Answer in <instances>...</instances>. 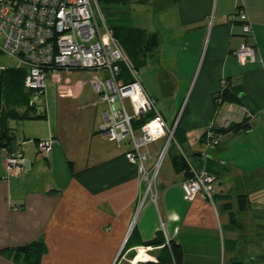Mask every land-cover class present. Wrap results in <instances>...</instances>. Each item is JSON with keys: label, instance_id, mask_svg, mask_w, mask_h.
Listing matches in <instances>:
<instances>
[{"label": "crops", "instance_id": "crops-1", "mask_svg": "<svg viewBox=\"0 0 264 264\" xmlns=\"http://www.w3.org/2000/svg\"><path fill=\"white\" fill-rule=\"evenodd\" d=\"M155 3L158 8L163 3L169 10L177 8L185 31V108L174 131V148L164 155L156 175V202L146 197L135 217L145 181L137 164L125 157L130 142L116 143L99 131L107 106L84 108L85 103L95 106L90 104L96 97L91 84L87 88L74 79V71L60 69L48 77L41 95L42 127L31 124L27 131L26 121H7L13 140L0 149V264H26L8 250L38 240L47 250L37 264H132L138 248L148 256L141 262H156L167 252L165 234L177 248L178 264H264V0ZM237 3L247 11L260 61L239 63L233 55L244 40L240 23L227 20ZM152 32L146 31L148 36ZM153 33L156 46L148 52L158 48L167 70L163 81L160 71L159 83L148 73V52L133 62L123 50L129 66L140 64L139 82L155 100L166 126L172 127L176 120L168 122L164 113L172 112L178 88L173 77L181 64L165 59L177 60L180 53L165 49L163 43L160 47L158 32ZM118 79L132 80L126 64ZM224 88L236 96L235 102L216 108L213 98ZM49 92L54 93L52 110L45 106ZM243 119L250 126L246 132L225 133L209 150L206 168L216 176L214 203L199 196L185 201L181 184L189 173L175 169L172 155L185 154V142L195 157L192 163L200 167L201 137L207 126ZM26 135L50 140L49 154L39 155L37 144L24 143ZM152 143L147 170L154 167L162 148L152 150ZM15 149L28 160L8 169L5 156Z\"/></svg>", "mask_w": 264, "mask_h": 264}, {"label": "built area", "instance_id": "built-area-1", "mask_svg": "<svg viewBox=\"0 0 264 264\" xmlns=\"http://www.w3.org/2000/svg\"><path fill=\"white\" fill-rule=\"evenodd\" d=\"M227 20L231 23L238 21L244 37L233 51L238 62L260 61L244 5L237 3ZM0 52L14 58L17 67L25 69L24 86L36 96L43 94L48 77L55 76L60 69L93 71L94 74L88 79L96 95L91 105L107 106L99 131L116 143L128 139L131 149L125 153V157L137 164L141 179L145 181V190L138 201L135 217L146 197L156 202V175L174 139L178 120L172 127L166 126L155 100L138 80L139 71L128 65V58L103 17L98 0H0ZM122 64L128 66L132 75V81L128 83L118 79ZM1 69L3 66L0 64ZM114 103H117L116 107L112 106ZM228 109L231 110V106ZM145 118L140 126H135L136 122ZM216 128L214 123L207 126L204 149L200 152V167H196L181 152L190 173L181 184L185 201L199 196L214 203L216 176L207 170L206 163L209 150L216 147L222 138ZM159 137L165 138V143L154 167L147 170L145 162L150 158L148 146ZM50 150V140L38 142L39 155H47ZM25 161L21 149L5 157L8 169L20 168ZM216 162L224 164L223 161ZM165 239L169 246L166 234ZM141 250L138 248L136 255ZM134 258L132 264L143 263V260L134 262Z\"/></svg>", "mask_w": 264, "mask_h": 264}, {"label": "rangeland", "instance_id": "rangeland-1", "mask_svg": "<svg viewBox=\"0 0 264 264\" xmlns=\"http://www.w3.org/2000/svg\"><path fill=\"white\" fill-rule=\"evenodd\" d=\"M167 2L168 4H170V0L169 1L167 0ZM98 3L100 6L101 13L105 18L106 22L116 30L118 35L121 34V38H123V34L129 35L130 30H136L137 28L141 30H146L147 32L149 31L158 32L159 35L158 42L160 44V47L161 44L163 43V46L166 47L165 49H172L171 51L179 50L180 54L177 60L174 59L169 60L168 58L165 59V61L167 60L172 65H177L179 63L181 65H180V72H178V74L173 77L176 84H178V88H176L175 93L173 94V101L171 103L172 112L170 111V113L168 114L164 113L168 122L171 120H179L185 108V39L183 38V34L185 33V31H183L182 27L179 25L180 24L179 13L177 8H175L174 10H169L168 7L167 8L164 7V3L160 5V7L158 8L157 4L155 3V0H146L145 2L142 0H98ZM161 10L164 12L162 13ZM158 52L159 50L157 48L154 51L148 52L146 54L147 55L146 60L148 62V65L152 67V70H150V72L148 73L152 75V78L156 79L157 83H159L160 81V77L156 76L158 75V71H160L161 74V81L164 80V75L167 72L165 65H163L164 62H160L161 59H159L158 57ZM130 59L133 58L130 57ZM0 64L6 69V72H9L10 70L18 66L17 61L5 53L0 54ZM68 71H72V72L74 71L75 72L74 79H79L84 84L85 87L88 88L90 86L89 82L86 80H88L94 74L93 71L79 70V69H72ZM175 72L177 71L175 70ZM155 79L152 80V82L155 81ZM166 82H169V80H167ZM157 83L156 85L158 86ZM20 87L23 88L21 82H20ZM19 92H20V96L24 97V100H22L23 102L25 101V98L28 95L31 96L28 98V103L34 100V102L32 103H34V105L37 106L36 107L37 112L38 113L41 112L40 109L42 108L40 107L42 106L41 105L42 103H41L40 95L39 96L35 95V98H32L33 94L35 93H27L24 89L20 90ZM7 95H8V91L4 93L5 97ZM53 95L54 93L49 92L48 100L47 98H45V104H46L45 106L46 108L51 110L53 109L51 103L53 101ZM6 103L9 105V107L13 109L18 108L16 99H14L13 102L10 101L9 99H6ZM82 106L84 108L98 107L100 106V104L97 106L96 105L86 106L85 103V105ZM112 106L116 107L117 103H114ZM223 107H225V105ZM23 121H26L25 126L27 127V131L30 130V127L28 126H31V124L33 126L35 125L38 127H42L44 124L43 119L39 120V118H31ZM13 123L15 122L12 121V124ZM238 137H240L239 138L240 142L245 143L243 140H241V137L243 136L240 135ZM250 137H254V134L251 135ZM177 138H178L177 135H175L173 142L176 143ZM23 142L30 143V145L37 144L35 138L28 135H26V138L24 139ZM164 143H165V138L159 137L150 145V148L152 150L158 147L160 148L162 147V145H164ZM238 144L241 146V143ZM186 147L187 144H185L184 142L183 148H185V155L189 156L190 160L193 162L195 157L192 156L191 151H189V147L187 148V150ZM24 158L26 159V161L28 160L26 156H24ZM169 158L170 157L167 156L165 159H169ZM240 163L243 164L244 166L246 164L245 159H242V161L240 160Z\"/></svg>", "mask_w": 264, "mask_h": 264}, {"label": "trees", "instance_id": "trees-1", "mask_svg": "<svg viewBox=\"0 0 264 264\" xmlns=\"http://www.w3.org/2000/svg\"><path fill=\"white\" fill-rule=\"evenodd\" d=\"M109 27L113 30L114 37L118 40L120 45H123L122 48L125 47V50L128 52L129 58H133L131 59V61L133 62H137L136 59H139V56H144L148 51L156 46L157 35L155 33H152L150 34V36H148L145 30L137 28L136 30H130L129 35L123 34V38H121V34L118 35L116 30L112 26L109 25ZM139 67L140 64H138L136 69L139 70ZM24 76L25 69L22 67H16L9 72H6V69L4 67L0 70V149L9 147L13 140V134H8L10 128L7 126V121L9 119L26 120L31 118L43 117L41 112H37V106L32 103L34 102V100L28 103V98L31 96L28 95L25 98V101H22L24 100V97L20 96V90L24 89L27 93H34L25 88L23 82ZM20 82L22 83L23 88L20 87ZM7 91L8 95L5 97L4 93ZM32 98H35V94H33ZM6 99H9L12 102L14 99H16L18 108L13 109L9 107V105L6 103ZM235 99L236 96H232L229 93L228 89L224 88L218 95L213 98V104L216 108H218L221 104H223V102L233 103L235 102ZM218 100L220 101L218 102ZM145 120L146 118L141 119L140 121L135 123V126H140ZM249 128L250 126L247 119H243L240 122H230L225 126H217L216 131L223 135L228 132H237L239 130L247 131ZM206 131L201 137L203 142L205 139ZM35 140L37 141L38 146V142L40 141V139ZM172 148H174V145L171 142L167 152L171 151ZM17 150L20 149L9 151L7 152L6 156L16 152ZM172 162L176 170L185 169L189 173L187 163L181 153L173 154ZM46 250L47 248L45 242L43 240H38L25 245L15 246L8 250V254L12 255L15 260H21L26 264H37L41 255L44 254ZM177 254L178 253L176 246L170 241L169 246L167 245V252H165L163 255H160L157 258L156 262H143L141 264H178Z\"/></svg>", "mask_w": 264, "mask_h": 264}, {"label": "bare ground", "instance_id": "bare-ground-1", "mask_svg": "<svg viewBox=\"0 0 264 264\" xmlns=\"http://www.w3.org/2000/svg\"><path fill=\"white\" fill-rule=\"evenodd\" d=\"M146 259H148V256L145 254V252H143V250H141L140 253H138V255L135 256L134 262L138 260H146Z\"/></svg>", "mask_w": 264, "mask_h": 264}]
</instances>
